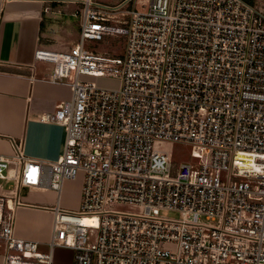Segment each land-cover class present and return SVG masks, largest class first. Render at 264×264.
<instances>
[{
	"label": "built area",
	"instance_id": "built-area-1",
	"mask_svg": "<svg viewBox=\"0 0 264 264\" xmlns=\"http://www.w3.org/2000/svg\"><path fill=\"white\" fill-rule=\"evenodd\" d=\"M129 1L84 0L79 44L36 52L53 66L47 81L72 90L42 116L64 127L66 145L56 161L27 158L15 142L0 154V181L13 184L0 194L3 264H53L56 247L73 264H264V7L149 0L123 11ZM120 15L127 25L109 24ZM116 37L121 55L85 48ZM164 142L192 145L193 161L173 165L156 148ZM80 174L79 209H65L63 185ZM33 190L58 196L49 253L15 233Z\"/></svg>",
	"mask_w": 264,
	"mask_h": 264
},
{
	"label": "crops",
	"instance_id": "crops-1",
	"mask_svg": "<svg viewBox=\"0 0 264 264\" xmlns=\"http://www.w3.org/2000/svg\"><path fill=\"white\" fill-rule=\"evenodd\" d=\"M83 1L10 0L6 3L0 25V154L12 155L14 142L20 143L26 157L31 159L56 161L64 153L67 138L64 127L46 123L42 116L71 100L72 90L47 81L53 66L38 60L36 52L68 53L78 44ZM93 1L102 6L120 7L129 0ZM135 1L130 0L128 5ZM127 6L123 11H129ZM116 21L118 26L127 25L129 16ZM97 82L106 84L105 80ZM4 182L0 181L3 195L9 193ZM42 193L50 194L52 202L43 199ZM24 196L32 205L16 212L15 233L19 238L37 242L41 252L49 253L54 217L48 208L56 205L58 196L49 190L26 191ZM0 249V264H3L2 245ZM52 256L53 264H73L74 253L69 248L56 247Z\"/></svg>",
	"mask_w": 264,
	"mask_h": 264
},
{
	"label": "rangeland",
	"instance_id": "rangeland-1",
	"mask_svg": "<svg viewBox=\"0 0 264 264\" xmlns=\"http://www.w3.org/2000/svg\"><path fill=\"white\" fill-rule=\"evenodd\" d=\"M100 1H106L107 0H100ZM110 3V2H109ZM258 8L264 7V0H261ZM149 9V0H136L134 4L128 5L126 7V10L129 11H147ZM120 16L112 17L110 21V25L112 26H118V21H116ZM79 41L77 40V43L79 44ZM85 48L90 50L91 52L97 53V54H110V55H121L123 54L125 50V40L122 37H116V39L111 38L107 39L102 42H96V41H85ZM104 87L108 88H116L118 86V82L116 81H106V84L103 85ZM156 148L159 150L166 151L171 155L173 165H179L183 162H192V153H193V147L189 144L184 143H169L164 142L160 144H156ZM226 176L225 172L221 173V178H224ZM83 175L80 174L78 178L75 181H66L63 185L62 193H61V207L65 209H71V210H77L79 208V203H81L80 195L81 193V187L83 188ZM3 183V182H2ZM6 183V192L7 190H11L13 188V184L11 185V182H4ZM12 186V187H11ZM41 196L43 199H49L50 202H52V196L48 193H42ZM53 205V203H51ZM98 236V232L95 230H89V244L95 243ZM2 249H0L1 252Z\"/></svg>",
	"mask_w": 264,
	"mask_h": 264
},
{
	"label": "trees",
	"instance_id": "trees-1",
	"mask_svg": "<svg viewBox=\"0 0 264 264\" xmlns=\"http://www.w3.org/2000/svg\"><path fill=\"white\" fill-rule=\"evenodd\" d=\"M244 1L246 3L252 5V6H255V7L259 6V4L261 2V0H244Z\"/></svg>",
	"mask_w": 264,
	"mask_h": 264
}]
</instances>
